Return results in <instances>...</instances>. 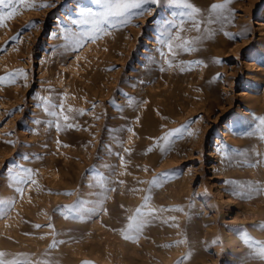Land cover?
Masks as SVG:
<instances>
[{
  "label": "rangeland",
  "instance_id": "374dc122",
  "mask_svg": "<svg viewBox=\"0 0 264 264\" xmlns=\"http://www.w3.org/2000/svg\"><path fill=\"white\" fill-rule=\"evenodd\" d=\"M104 2L0 5V259L264 264V0Z\"/></svg>",
  "mask_w": 264,
  "mask_h": 264
},
{
  "label": "snow or ice",
  "instance_id": "6c2138e0",
  "mask_svg": "<svg viewBox=\"0 0 264 264\" xmlns=\"http://www.w3.org/2000/svg\"><path fill=\"white\" fill-rule=\"evenodd\" d=\"M12 0H0V5L3 6H8L9 4H11ZM156 3L157 0H105L104 2V9L105 11L103 13H101V18L104 21H107L109 18H115L117 19L121 24H127L130 22V20L132 18H134L135 16L138 15H143L144 12V5L146 3ZM20 3L22 4H26L27 0H20ZM33 5H28V7H32ZM47 5H41V7H46ZM187 7L192 9L193 13H198L199 10L193 8L191 5H187ZM225 7L224 4H214L211 6V10L212 11H218V10H222ZM13 12H9V13H0V26L3 25V23L7 20V19H11L13 16ZM194 25L197 27V29L199 28L198 23H196L195 21ZM116 25L114 24L113 27H115ZM171 34H169L168 36V41L167 46L169 48V50L171 51L173 45L171 43ZM177 39H179V37H177ZM185 44H191L193 43L192 41H185ZM188 50H194V49H188ZM71 110V109H70ZM65 119H68V117H64ZM261 125H264V118L261 119ZM180 130L177 129L175 131L169 132L167 134L166 137H164L163 139L165 140V142L168 141L169 137H174L177 134H179ZM261 139H264V128L261 129V135H260ZM153 183H155V181H153ZM147 200L148 198H145V205H142L141 207L144 208L147 206ZM142 216L141 213V209H137V217H132L130 218L133 221H136L138 219V217ZM65 218H68L67 216ZM139 226H142V222ZM37 227H39V225H37ZM129 227H132V224L130 223ZM139 230V228L137 229ZM127 238V237H125ZM245 239V242L248 243L251 238L250 237H243ZM256 244H260V252H259V256L260 258H264V244H262L261 242H255ZM6 254L3 252H0V258L4 257ZM0 264H27V262L25 261H21V260H13V261H5L3 259H0Z\"/></svg>",
  "mask_w": 264,
  "mask_h": 264
},
{
  "label": "bare ground",
  "instance_id": "6f19581e",
  "mask_svg": "<svg viewBox=\"0 0 264 264\" xmlns=\"http://www.w3.org/2000/svg\"><path fill=\"white\" fill-rule=\"evenodd\" d=\"M226 1H227V0H222V2H226ZM218 17H219V16H218ZM208 18H210V17H208ZM219 18H220V17H219ZM202 20L204 21V28L206 29V28H207V25H208V19H207V18H204V19H202ZM203 21H202V22H203ZM205 29H204V30H205ZM178 37H179V34H178ZM192 37H193V36H192ZM190 39H191V38H190ZM203 39H204V38H202V36H201L200 39H199L198 37H196V38L193 37V38H192V42H193V44H195V43H201ZM205 39H206V37H205ZM203 41H204V40H203ZM178 42H179V41H178ZM178 42H177V43H178ZM210 43H211V45H213V47H212V46H211V47L214 48V49H215L216 47H218L221 43L224 44V43H223V40L220 41V39H213V38H212V41H211ZM206 46H207V45L205 44L204 47H206ZM207 47H208V46H207ZM207 47H206V48H207ZM208 49H209V48H208ZM208 49H207V50H208ZM208 51H209V50H208ZM178 52H179V51H178ZM172 55H174V53H173V54L170 53L169 56H168V58H171ZM168 62H169V61H168Z\"/></svg>",
  "mask_w": 264,
  "mask_h": 264
}]
</instances>
